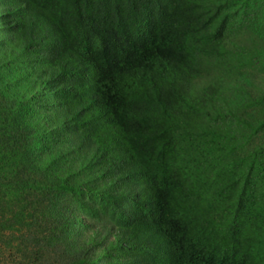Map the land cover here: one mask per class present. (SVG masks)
Segmentation results:
<instances>
[{"label":"trees","instance_id":"trees-1","mask_svg":"<svg viewBox=\"0 0 264 264\" xmlns=\"http://www.w3.org/2000/svg\"><path fill=\"white\" fill-rule=\"evenodd\" d=\"M212 64L247 97L264 0H0L7 264H264V93Z\"/></svg>","mask_w":264,"mask_h":264},{"label":"rangeland","instance_id":"rangeland-1","mask_svg":"<svg viewBox=\"0 0 264 264\" xmlns=\"http://www.w3.org/2000/svg\"><path fill=\"white\" fill-rule=\"evenodd\" d=\"M239 36H240L239 43H242L243 45L251 46L253 41L254 43H256L254 38L252 37V34H250L249 32L242 33ZM236 66L233 65V67L235 68L234 73L229 72L221 76L224 79L226 78L230 79L234 75V78H235L236 77L235 73L239 71L238 66L237 67ZM219 69L220 67L212 64L206 67L205 70L201 71L200 72L201 75L199 74V76L194 80V83H196L195 85L197 86V88L199 89L202 87L204 89V87L211 86V85L221 86L223 89L222 91L224 95L227 97L229 102L233 104L232 109H234L235 116L242 117V118L248 117L249 119H251V117H256L257 113H260V108L258 107V100H260V97L264 93V75H258L257 73H254V75L253 74L246 75L248 80L241 82L240 85L242 86V88H247L246 90L247 97L240 96L239 94H237L238 95L237 97L235 91L233 92L229 89L230 81H227L224 84L223 80L221 79V76H219L218 78H220L221 82L220 84H217L218 81H216L217 80L216 71H220ZM249 83H250V86H249ZM241 102L243 103V105ZM252 112H255V113H252ZM229 126L230 125H228V127ZM3 241H4V238L0 240V252H1V245ZM0 264H7V260L5 259V256H3L2 254H0Z\"/></svg>","mask_w":264,"mask_h":264}]
</instances>
